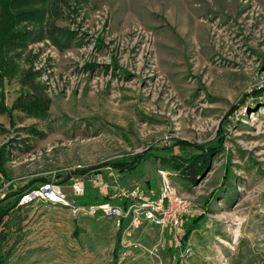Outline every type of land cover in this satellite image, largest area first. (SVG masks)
Here are the masks:
<instances>
[{
	"label": "rangeland",
	"instance_id": "obj_1",
	"mask_svg": "<svg viewBox=\"0 0 264 264\" xmlns=\"http://www.w3.org/2000/svg\"><path fill=\"white\" fill-rule=\"evenodd\" d=\"M43 25L19 63L39 73L49 117L0 115V212L26 188L9 264H264V0H84ZM20 93L7 79L0 104L9 109ZM194 145L219 151L196 186L170 176L192 204L182 233L121 230L146 251L116 250L111 219L75 218L36 193L50 181L77 205L76 183L101 198L107 183L147 192L167 172L162 157L202 153ZM137 155L133 171L110 166ZM195 219L192 255L182 256L175 244ZM156 245L158 257L147 252Z\"/></svg>",
	"mask_w": 264,
	"mask_h": 264
},
{
	"label": "trees",
	"instance_id": "obj_2",
	"mask_svg": "<svg viewBox=\"0 0 264 264\" xmlns=\"http://www.w3.org/2000/svg\"><path fill=\"white\" fill-rule=\"evenodd\" d=\"M82 3H84V0H0V89L3 90L5 81L12 78H17L21 87V93L9 109L3 103L0 104V115L7 112H18L24 117L35 121L41 122L48 119L52 99L46 92L45 85L39 80V73L35 72L32 67L24 68L20 65L19 56L21 53L19 51H23L32 38H43L45 33L43 23L51 22L52 19L58 18L60 9L65 8L69 11H75ZM23 22L35 25L32 32L18 28ZM1 96H4L3 92H1ZM3 129L0 126V134ZM26 129L31 134L42 133L35 130L34 127ZM183 144L187 145L186 143ZM193 147L202 150L197 145ZM217 151L208 149L202 150V153L193 155H169L162 157V167L170 176L173 174L179 180L196 186L200 178L205 175L210 164V159ZM3 154L4 152L2 151L0 159L3 158ZM141 157V155H137L134 160L135 164L133 165L116 162L111 163L110 166L121 172L133 171L142 163L143 158ZM44 182L47 184L52 183L50 181ZM25 191L26 188H21L8 194V198L15 196V200L6 208L1 209L0 264H9L15 255L16 243L19 240L18 235L23 230V223L25 221L21 213L22 207H18V204L21 195ZM79 199V203L84 205H98L112 202L109 197L105 196L101 198L99 196H89V194ZM198 221L199 219H195L191 223V226L186 227V233L180 240L182 250L187 246L192 230L197 227ZM121 230H119L117 236L116 250L121 245ZM15 235L17 236L15 242L10 244L11 237ZM116 257H118L117 254H115Z\"/></svg>",
	"mask_w": 264,
	"mask_h": 264
},
{
	"label": "built area",
	"instance_id": "obj_3",
	"mask_svg": "<svg viewBox=\"0 0 264 264\" xmlns=\"http://www.w3.org/2000/svg\"><path fill=\"white\" fill-rule=\"evenodd\" d=\"M161 174L160 185L157 188L149 189L147 192L139 186L133 188L116 186L113 188L108 183L102 186V192L105 191V196L119 200L117 204L112 202L98 205L71 204L65 201L66 197L61 188L53 183L46 184L36 193L45 200L63 202L75 218L103 216L111 219L118 230L128 228L127 231L132 227L137 228L148 224L177 237L182 233L183 219L193 213L192 204L177 192L167 172L161 171ZM73 190L76 197H82L85 193V186L83 183H76ZM109 191L114 194L110 195ZM31 196L27 195L23 197V200L31 201L33 198ZM180 240L175 241V246L182 250ZM120 244L125 252L128 249L146 251L142 244L130 243L126 237L121 238ZM160 250V246L156 245L150 247L147 252L158 257ZM184 255L187 257L192 255L191 246H186L183 249L182 256Z\"/></svg>",
	"mask_w": 264,
	"mask_h": 264
}]
</instances>
